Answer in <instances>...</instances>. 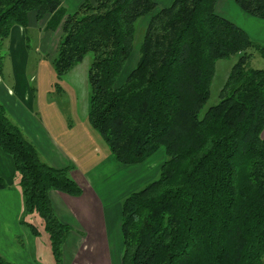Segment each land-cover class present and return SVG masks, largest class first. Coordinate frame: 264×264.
I'll list each match as a JSON object with an SVG mask.
<instances>
[{
	"label": "trees",
	"instance_id": "obj_1",
	"mask_svg": "<svg viewBox=\"0 0 264 264\" xmlns=\"http://www.w3.org/2000/svg\"><path fill=\"white\" fill-rule=\"evenodd\" d=\"M217 1L83 0L67 12L63 0H0V44L13 26L26 31L31 13L43 30L60 29L50 60L58 80L92 54L88 121L118 163L165 150L158 176L121 200L122 264H264V67L249 66L253 51L264 59V43L218 14ZM235 2L264 18V0ZM148 14L136 63L121 75ZM231 56L218 102L201 113L215 62ZM0 149L13 160L23 211L43 218L61 264L70 226L49 192L81 195L73 165L43 160L1 102ZM0 264L15 263L0 254Z\"/></svg>",
	"mask_w": 264,
	"mask_h": 264
},
{
	"label": "crops",
	"instance_id": "obj_2",
	"mask_svg": "<svg viewBox=\"0 0 264 264\" xmlns=\"http://www.w3.org/2000/svg\"><path fill=\"white\" fill-rule=\"evenodd\" d=\"M224 1V17L245 30L253 41L264 43V18L248 14L235 0ZM221 3L222 0H218L215 6L218 14ZM43 25L44 22L36 21L33 13L29 14L28 27L41 28ZM44 31L49 37L55 30ZM56 31L58 33L60 29ZM24 32L19 25L11 29L9 48L15 52L13 55L17 62H13L11 89L0 80V95H7L5 98L10 103L15 102V96L25 102L31 112V119H18L25 127L22 128L23 133L47 163L54 167L73 165L72 176L82 188L79 196L59 190L49 192L57 218L70 226L63 243L61 264H122L121 200L135 189L134 165L118 163L107 148L100 144L96 131L88 121V113V123L85 119H67L58 102L53 98L48 99V92L54 89L58 81L48 58L41 59L40 69L31 74V79L37 80L36 86H28L27 69L22 68L26 56H16L23 49ZM62 84L65 89L72 86L65 82ZM11 109L15 114L24 112L16 103ZM107 162H113L115 168L108 178L113 181L95 184L96 170ZM0 176L7 182V187L0 189V254L15 264H40L31 251L34 236L20 223L24 211L13 160L1 149Z\"/></svg>",
	"mask_w": 264,
	"mask_h": 264
},
{
	"label": "rangeland",
	"instance_id": "obj_3",
	"mask_svg": "<svg viewBox=\"0 0 264 264\" xmlns=\"http://www.w3.org/2000/svg\"><path fill=\"white\" fill-rule=\"evenodd\" d=\"M83 0H63V7L67 12H73L78 5ZM158 6H167L171 3L172 0H156ZM220 6V5H219ZM222 12V13H221ZM222 16H225V1L222 0L220 6V12ZM150 15H145L141 17L136 23V33L134 37V47L133 50L126 61L121 75H125L131 70L135 65L138 58V46L142 39V35L146 24L149 20ZM38 28V29H37ZM29 26L24 32L23 36V51H18L16 56H26V62L24 65V59L22 61V68L27 69V84L30 87H35L37 80L31 79V74L38 72L40 69V60L43 58H48L50 63L51 58L55 55L56 46L60 37L61 32L52 31L51 35L46 36V32L43 29L38 27ZM9 38H6L3 41V44H0V80L7 88H10L13 83V72H14V53L13 50L9 48ZM56 38V39H55ZM253 57L249 62L251 68H262L264 67V59L258 52L253 51ZM26 54V55H25ZM17 59V57H16ZM92 60V54L87 53L85 58L76 64L69 72L64 74L60 80L56 83L54 89L51 92H48V99H55L59 106L62 108L67 119H85L87 121L88 113V98H89V86L87 85V70ZM237 60V56H231L227 58H220L215 62L214 74L210 84V93L208 100L204 104L201 113H203L209 106L215 104L219 100L220 90L223 87L225 80ZM17 62V61H16ZM62 82L69 84L67 89L63 88ZM71 88V89H69ZM11 89V88H10ZM74 92V95H73ZM6 95V94H5ZM7 96V95H6ZM4 95H0V102L3 104L7 116L14 121L21 129L24 127L22 121L18 119H31L30 110L23 100H20L15 96V102L10 103ZM75 97V99H74ZM18 104L21 109L25 112H20L15 114L11 107L14 104ZM36 117V116H34ZM84 123V122H83ZM85 124V123H84ZM25 128V127H24ZM23 131V129H22ZM24 132V131H23ZM97 133V132H96ZM98 135V141L103 147L107 148L105 142ZM108 150V149H107ZM112 155V154H110ZM113 156V155H112ZM166 153L163 147H160L153 153L147 160L140 164L134 165V184L133 188L137 189L144 186L147 182L155 179L158 176V170L160 165L166 159ZM95 173V184L105 182H112L113 179H108L111 172H115L113 167V162L104 163L103 166L96 170ZM130 173L128 172V175ZM120 175L119 177H121ZM123 177V176H122ZM20 223L28 232L31 233L34 237V245L31 244V251L35 257V260L40 264H57L55 255L53 254L52 243L48 231L45 228L43 218L36 212H24L21 214ZM29 229V230H28ZM67 236V235H66ZM19 243L21 244L18 237H16ZM32 240V237H29ZM64 243V242H63ZM61 244V254L60 260H63V245ZM62 263V262H61Z\"/></svg>",
	"mask_w": 264,
	"mask_h": 264
}]
</instances>
